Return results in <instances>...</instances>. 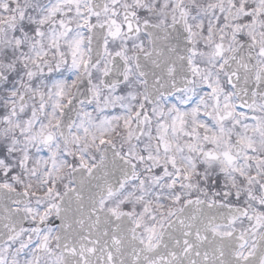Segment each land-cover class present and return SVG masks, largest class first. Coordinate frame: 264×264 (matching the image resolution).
Instances as JSON below:
<instances>
[{
  "label": "snow or ice",
  "instance_id": "snow-or-ice-1",
  "mask_svg": "<svg viewBox=\"0 0 264 264\" xmlns=\"http://www.w3.org/2000/svg\"><path fill=\"white\" fill-rule=\"evenodd\" d=\"M0 264H264V0H0Z\"/></svg>",
  "mask_w": 264,
  "mask_h": 264
}]
</instances>
